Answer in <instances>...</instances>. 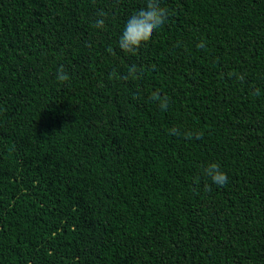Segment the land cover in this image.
I'll list each match as a JSON object with an SVG mask.
<instances>
[{
	"label": "trees",
	"instance_id": "trees-1",
	"mask_svg": "<svg viewBox=\"0 0 264 264\" xmlns=\"http://www.w3.org/2000/svg\"><path fill=\"white\" fill-rule=\"evenodd\" d=\"M146 3L0 0V264H264V0Z\"/></svg>",
	"mask_w": 264,
	"mask_h": 264
},
{
	"label": "clouds",
	"instance_id": "clouds-1",
	"mask_svg": "<svg viewBox=\"0 0 264 264\" xmlns=\"http://www.w3.org/2000/svg\"><path fill=\"white\" fill-rule=\"evenodd\" d=\"M166 19L167 12L160 7L159 0H147L146 7L140 8L128 17L123 32L119 37V48L126 53H134L142 43L151 39L153 32L161 28L165 24ZM95 27L103 28L104 20L98 18L95 22ZM197 46L203 47V44L201 43ZM108 51L112 52L113 50L109 48ZM136 72V67L132 66L130 73L135 76ZM57 79L61 82L69 79L62 65L58 68ZM153 98L158 99L155 94H153ZM166 106L167 103L165 101L162 107ZM205 174L216 185L223 186L227 182V175L215 163L209 164L205 169Z\"/></svg>",
	"mask_w": 264,
	"mask_h": 264
}]
</instances>
